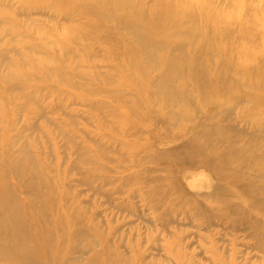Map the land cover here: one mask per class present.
<instances>
[{
  "label": "rangeland",
  "instance_id": "374dc122",
  "mask_svg": "<svg viewBox=\"0 0 264 264\" xmlns=\"http://www.w3.org/2000/svg\"><path fill=\"white\" fill-rule=\"evenodd\" d=\"M35 1L0 0V155L8 150L19 158L30 155L22 170L33 157L45 186L75 216L77 230L91 231L81 236L76 230L62 250L69 247L72 257L86 261L99 248L94 246L98 234L119 254L143 262L264 264V192L254 193L264 187V107L257 111L246 99L256 83L251 73L264 89V0H199V5L223 9L225 26L215 32L218 44L226 41L225 79L232 91L219 98L220 107L200 109L201 92L193 82L187 84L189 114L160 99L155 78L161 68L145 67L149 84L119 85L126 62L122 55L133 40L116 28L111 14L92 30L88 21L93 18L77 9L91 5L77 0L64 15L59 1ZM200 37H194L195 51L201 52L196 54L204 67L212 54L210 40L204 38L205 47ZM207 126L222 128L225 140L244 155L227 164L228 172L216 164L217 154L226 149L217 142L216 127L207 149L218 151L208 161L191 149L192 137ZM243 195L257 197L243 206ZM0 264L18 262L0 257Z\"/></svg>",
  "mask_w": 264,
  "mask_h": 264
},
{
  "label": "bare ground",
  "instance_id": "6f19581e",
  "mask_svg": "<svg viewBox=\"0 0 264 264\" xmlns=\"http://www.w3.org/2000/svg\"><path fill=\"white\" fill-rule=\"evenodd\" d=\"M39 1H35V3H40ZM41 1L46 2V0H41ZM57 1H59L58 8H61V10L58 9V11L60 10L59 12L61 11L64 12L63 13L64 15H67L65 14V12L67 13L68 8H71L69 4L74 6L75 3L77 2L79 3V1L77 0H56V2ZM81 1L85 2L84 4L88 5V7L91 5V8H87L83 5H78L79 7H77V9H79L82 13H84V16L86 12V15L90 16L89 18H93V20L91 19L92 21L88 19L89 20L88 28L95 30L94 27H96L97 25L95 26L94 23H97V21L100 23L103 22L104 24L105 18L103 19V17L104 14L108 12L109 14H111L112 18H114L113 20L114 22H116V28L126 37L127 35L128 37L130 36L131 41L132 40L134 41V42L132 41L133 44L131 42V45L127 44L126 45L127 47L125 49L123 48L124 46L122 47L125 51V54H123L122 56L125 55L126 59L125 58L124 59L126 60V62L124 63V65L122 64L124 68L119 64V67L121 66L123 69L122 71L123 74H121V77L118 81L119 85L134 84L137 83V81L141 83L142 81L139 80H143L144 83L143 82L141 83L143 85H145V82L146 84H149L150 80L148 79L150 78L147 77V73L149 71L147 70L146 72L145 67L148 68L153 66L155 67L154 69L156 70H158L157 68H159V70L161 68L162 71L160 72V76L158 74H155L158 75L159 77V78L157 77L155 78L157 84L155 83L154 78L151 79L154 80V83L159 88L158 89L159 92L157 93L158 95H160L161 97L160 99L165 100L168 103L166 106H168L169 103L172 104L174 103L175 106L181 108L183 112L185 111L188 112V114L191 113V109L189 107L191 106V104H190V100L188 99L189 94L187 95L186 93H183V89L186 88L187 84H191V82H193V85L201 92L202 100H201L200 109L204 108L207 105H210L211 108L213 106L220 107V105L223 104V102L219 98H222V96L232 91V87L230 86L228 80L225 79V77L228 76L229 72H227L228 68L224 64V62L228 59H227V54L225 52L226 48H223L225 46L224 44L222 45V43H225L226 45V41L222 39L223 42H221L220 39L219 42H221V45L218 44L217 42L218 37H217V33L215 32L216 29L220 30L225 26L223 9L214 10L212 9L213 7L199 5L200 3L199 0H81ZM49 2L51 1L49 0ZM56 2L54 0V3ZM55 5L53 6L55 7ZM53 6L51 4L50 8H53ZM73 9L74 8H72V10ZM79 10L77 12H79ZM77 12L73 15H70L69 18H71L72 20L71 16L78 15ZM75 19L77 20L79 19V17L78 18L75 17ZM96 31L98 32V29ZM98 33L99 35H101L100 32ZM104 34H106V32H104ZM196 35L202 36L203 39L206 38L210 40V42H208L210 44L209 47L210 50L209 49L208 50L211 52L212 56L211 59L207 57L209 61L206 60L204 67L201 57L199 58V55L196 54L199 51L197 52L195 51L196 47L198 46V44L194 42L195 41L194 37H196ZM203 39L201 40L200 37L198 41H203ZM55 41L58 42L57 39ZM172 42L173 43L175 42L173 45L175 48L177 47L176 49L178 50V52L174 53L172 49L174 47H172L171 45ZM177 42H181L182 44L180 46L182 47H179L180 43L178 44ZM206 42L207 41L205 40L204 44L199 42L198 43L199 45L202 44V46L204 45L205 47H207L208 45H205ZM109 43L112 46L113 43L111 42ZM176 43L178 46L175 45ZM55 45L58 46L59 43ZM188 48L193 50V51H189V54H187ZM246 49L243 50L245 51ZM105 51H106V47H105ZM228 51L230 52L229 49ZM237 51H239V49H237ZM250 52L248 51L249 55ZM199 54H201V52H199ZM207 54L205 55L208 56ZM245 54L246 52L244 53V55ZM251 55H253V53ZM186 56H188L187 61L183 60L185 59ZM249 60L248 63H252L251 61L249 62ZM227 63H230V61L228 60ZM93 67H95V64H93ZM93 67L90 66V68ZM38 68H41V66H39ZM149 69H151V73L152 71H154L152 68ZM156 70L155 72L158 73ZM251 74L253 75L256 83L255 84L252 83V85L248 89L249 95L247 96L245 95V96L248 97L246 99L252 100L253 105L257 106L255 109L257 111H260L261 106L264 107V89L258 85V82L255 77L256 74L254 73ZM152 77L153 76H151V78ZM243 78L245 79V77ZM94 79L95 78L92 77V80ZM0 81H2V79ZM235 81L239 85H241L240 82H238V80ZM138 87L140 86H137V88ZM134 89L135 88H133V90ZM141 90H143V92L145 91L144 92L145 94L143 95L146 96L147 88ZM108 92L109 93L107 94L106 92V94L110 98L112 95L110 91ZM154 93L155 95L157 94L156 92ZM94 95L95 94H92L93 97L96 96ZM207 100L209 101V103H206ZM188 102L190 105L188 104ZM175 106H173L174 109L177 108V107L175 108ZM168 107H171V105ZM172 117L175 116L173 115ZM215 127L207 126L202 129L201 135H199L200 134L199 133L198 135L192 137L194 146L191 145V149H193V151L197 154H203L205 157H203L202 159H204V161H208L211 156L209 154H214L216 153V151H218V149L216 150L214 146L213 147L211 146L212 153L211 150L207 149L209 143H211L212 141L211 131L217 130L216 131L218 132L216 134L218 136L217 142L223 143L225 145L223 149L225 148L226 149L225 152H223L222 150L220 153L217 154L218 163L216 161L215 162L219 166L223 165L224 168L226 166L227 169V164L228 165L232 164L234 159L237 158L238 160L241 157H244V155L243 154L240 155L239 150L235 148L236 145L235 143L231 142L230 140L228 141L225 140V136L222 131V128L219 127L217 128V126ZM214 128L216 130H214ZM255 137H257V135ZM19 154L21 155L20 152ZM26 156H30V155L26 154ZM26 156L20 158L15 157L14 154L11 152V150L5 151L4 154L0 155V257L7 258L8 261H11L12 263L16 261L18 262V264H155L150 261L143 262L141 259L137 260L134 258L133 259L126 258L124 255L119 254L113 247L111 248L109 244H107L108 242H106L105 239L102 240L103 238L98 234L97 236L100 238V240L98 243L95 241L96 245L94 246L99 248L94 252V254L91 256L90 259L83 261L81 256L72 257L71 253L69 252V247L67 251L64 252L62 250L63 244L71 243L72 238H74L72 237V235L74 233L77 234L78 230L79 232L83 231L82 229L83 227L81 226L82 230L80 228H78L77 230L78 225L75 224V216L73 217L72 215H69L70 213L68 214L66 212L67 211V209L65 208L66 205L64 207L63 205L64 203L62 204L61 199L59 200L55 199V195H53L52 189L45 186L47 185L46 184L47 180H44L43 178L44 175L43 173H41L40 170H38L39 168L36 165V163L32 162L34 160L33 157H31V159L33 160L30 159L31 161L25 162L28 163V165H26L27 169H25L26 173L24 169L22 170V167L24 166V165L22 166L23 162L28 159ZM253 158L255 157H251V159ZM213 159H215V157ZM255 160L256 159L251 161H255ZM208 163L210 164V162ZM250 163H252L253 165V163L255 162H250ZM250 163H249V167L251 166ZM206 165L207 163L205 164V166ZM221 169H223V167ZM228 169L230 170V168ZM228 169L226 170L227 172L229 171ZM224 171L223 173H225ZM220 172L222 171L220 170ZM25 175L27 176V178L25 177ZM47 178L49 180V177ZM252 184L254 185V183ZM262 186L258 188L254 193L262 194L264 192V187ZM250 187L253 189L255 188L253 186ZM61 197L64 200H67L64 198L63 195ZM256 197H252L251 195L249 196L243 195V198H241V201L243 200L242 202L243 206L250 205L247 202H251ZM258 202L259 201L256 200V204L253 203L255 204L256 209H257V204H259ZM70 205H72V203ZM78 207L79 205L77 206V208ZM80 209L82 208L80 207ZM80 217H83V215H81ZM78 223L80 222L78 221ZM258 227L259 226L257 225V228ZM260 229L261 231L264 230V228L261 227ZM76 230L77 232H75ZM85 231L86 230L84 229L83 231L84 233L91 232V231H87V232ZM80 235L82 236V232L80 233Z\"/></svg>",
  "mask_w": 264,
  "mask_h": 264
}]
</instances>
